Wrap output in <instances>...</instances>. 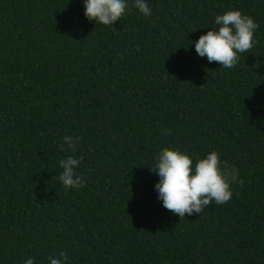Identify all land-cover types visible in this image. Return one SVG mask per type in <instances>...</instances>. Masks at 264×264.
<instances>
[{"label": "trees", "instance_id": "1", "mask_svg": "<svg viewBox=\"0 0 264 264\" xmlns=\"http://www.w3.org/2000/svg\"><path fill=\"white\" fill-rule=\"evenodd\" d=\"M147 3L112 27L83 0H0V264H264V0ZM231 9L259 43L224 69L195 41ZM164 148L217 151L244 184L179 220L151 170ZM69 155L79 190L59 180Z\"/></svg>", "mask_w": 264, "mask_h": 264}, {"label": "clouds", "instance_id": "2", "mask_svg": "<svg viewBox=\"0 0 264 264\" xmlns=\"http://www.w3.org/2000/svg\"><path fill=\"white\" fill-rule=\"evenodd\" d=\"M83 3L85 17L104 26L113 27L129 10L128 0H83ZM133 6L146 17L152 13L147 0H133ZM215 24L218 30L210 29L195 41L196 53L207 57L209 63H219L224 69L234 68L240 54L252 52L259 43L255 38L259 24L238 9L217 15ZM164 134H170V130L166 129ZM62 139L61 151L67 145L75 152L82 138L65 135ZM83 160V155L78 158L69 155L58 162L62 169L59 180L65 189L79 190L86 186L84 174L77 172ZM151 170L159 177L155 184L157 198L179 220L201 214L213 201L217 205L228 203L233 196L232 185L244 184V180L239 179V170L223 161L217 151H211L194 162L190 155L179 149L164 148L157 154ZM67 258V253L61 251L58 257L50 255L47 259L49 264H66ZM24 264H34V258L29 257Z\"/></svg>", "mask_w": 264, "mask_h": 264}]
</instances>
